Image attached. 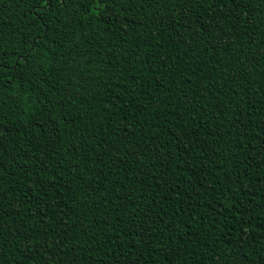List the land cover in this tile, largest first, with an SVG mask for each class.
<instances>
[{
  "label": "trees",
  "instance_id": "16d2710c",
  "mask_svg": "<svg viewBox=\"0 0 264 264\" xmlns=\"http://www.w3.org/2000/svg\"><path fill=\"white\" fill-rule=\"evenodd\" d=\"M83 2L0 0V264H264V0Z\"/></svg>",
  "mask_w": 264,
  "mask_h": 264
},
{
  "label": "snow or ice",
  "instance_id": "6c2138e0",
  "mask_svg": "<svg viewBox=\"0 0 264 264\" xmlns=\"http://www.w3.org/2000/svg\"><path fill=\"white\" fill-rule=\"evenodd\" d=\"M53 2L54 0H35V6L37 7V9H39L41 4L52 5ZM55 3L57 4V6H59L61 4L67 3V0H55ZM80 3L82 7H87V5L84 4L83 0H80ZM116 3H117V0H88V5H95L97 7L106 8V9H109V11L111 7L114 6ZM89 14L94 15V16L100 15V13L97 12L95 8L90 9ZM3 183H4V180L2 177H0V211L3 210L2 201L7 199V197L4 195V192L2 190Z\"/></svg>",
  "mask_w": 264,
  "mask_h": 264
},
{
  "label": "water",
  "instance_id": "95a60500",
  "mask_svg": "<svg viewBox=\"0 0 264 264\" xmlns=\"http://www.w3.org/2000/svg\"><path fill=\"white\" fill-rule=\"evenodd\" d=\"M19 59V58H18Z\"/></svg>",
  "mask_w": 264,
  "mask_h": 264
}]
</instances>
